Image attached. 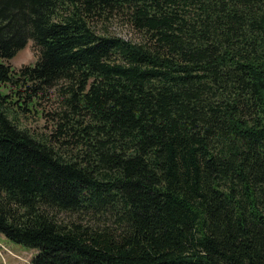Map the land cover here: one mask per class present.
Listing matches in <instances>:
<instances>
[{"label": "trees", "instance_id": "16d2710c", "mask_svg": "<svg viewBox=\"0 0 264 264\" xmlns=\"http://www.w3.org/2000/svg\"><path fill=\"white\" fill-rule=\"evenodd\" d=\"M0 234L25 264H264V0H0Z\"/></svg>", "mask_w": 264, "mask_h": 264}, {"label": "rangeland", "instance_id": "374dc122", "mask_svg": "<svg viewBox=\"0 0 264 264\" xmlns=\"http://www.w3.org/2000/svg\"><path fill=\"white\" fill-rule=\"evenodd\" d=\"M108 31L125 40L137 41L139 33L130 29L122 18H114L108 24ZM33 40L28 39L26 44L7 62L17 70L20 67L33 65L39 56V48ZM54 89L41 93V97L35 99L32 112L25 111L21 119V127H26L34 135H43L50 130V114L58 106ZM33 108V109H34ZM36 250L26 248L20 244L9 241L0 234V264H24L29 261Z\"/></svg>", "mask_w": 264, "mask_h": 264}]
</instances>
